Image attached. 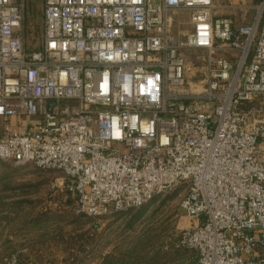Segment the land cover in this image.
<instances>
[{"label":"built area","instance_id":"built-area-1","mask_svg":"<svg viewBox=\"0 0 264 264\" xmlns=\"http://www.w3.org/2000/svg\"><path fill=\"white\" fill-rule=\"evenodd\" d=\"M27 1L0 0V161L61 173L93 219L183 188L178 264H264V0L237 25L214 0H31L39 47Z\"/></svg>","mask_w":264,"mask_h":264},{"label":"rangeland","instance_id":"rangeland-1","mask_svg":"<svg viewBox=\"0 0 264 264\" xmlns=\"http://www.w3.org/2000/svg\"><path fill=\"white\" fill-rule=\"evenodd\" d=\"M25 13L27 37L39 47L40 1L28 0ZM202 56L185 52L190 85L203 73ZM62 178L31 163L0 161V260L10 253H36L54 264H178L191 257L175 246L176 233L193 222L180 208L183 188L93 219L79 211Z\"/></svg>","mask_w":264,"mask_h":264},{"label":"crops","instance_id":"crops-1","mask_svg":"<svg viewBox=\"0 0 264 264\" xmlns=\"http://www.w3.org/2000/svg\"><path fill=\"white\" fill-rule=\"evenodd\" d=\"M254 0H214L216 5L215 14L220 17L229 18L233 25H237L241 22H249L252 16L251 6ZM248 6L246 12L237 9V6ZM1 123H0V135H1ZM19 264H54L46 262L39 258L36 253L31 255H19Z\"/></svg>","mask_w":264,"mask_h":264},{"label":"trees","instance_id":"trees-1","mask_svg":"<svg viewBox=\"0 0 264 264\" xmlns=\"http://www.w3.org/2000/svg\"><path fill=\"white\" fill-rule=\"evenodd\" d=\"M19 256V255H18Z\"/></svg>","mask_w":264,"mask_h":264}]
</instances>
